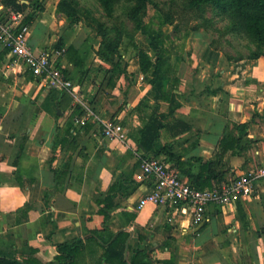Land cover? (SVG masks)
I'll return each instance as SVG.
<instances>
[{"label": "crops", "instance_id": "1", "mask_svg": "<svg viewBox=\"0 0 264 264\" xmlns=\"http://www.w3.org/2000/svg\"><path fill=\"white\" fill-rule=\"evenodd\" d=\"M56 5L57 1L53 12ZM53 12L43 9L30 25L28 41L36 52L47 50L48 44L59 38L67 43L66 38L56 34L57 22L61 26L66 18L57 15L55 19ZM1 52L2 49L0 254L16 258L33 255L42 263L52 261L57 255L54 245L84 238L90 230L102 228L103 218L95 213L98 207L94 201L111 184L121 180L125 187L115 199L118 206L111 213L110 228L113 232H129L131 238L135 229H139L147 236L140 245L149 251L152 264H264V182L255 185L251 197L238 201L241 215L234 204L222 208L212 204L206 209V220L199 225L192 223L188 207L185 214L180 212L182 207L166 209L151 205L135 211L138 200L152 189L151 182L142 177L138 163L141 154L136 149L135 136L142 122L132 111L150 89L146 82L148 75L143 83L136 84L134 98H129L132 91L129 85L122 89L123 95L118 85L112 90V98L96 94L95 119L118 120L126 131L127 141L121 144L105 139L97 124L91 131L81 133L80 148L72 159L73 170L64 181L68 186L55 193L46 205L45 193L54 186L52 168L60 167L63 160L58 140L73 102L62 103L60 108L57 102L46 101L47 89L39 80L31 78L25 68L14 65L10 56ZM247 63L244 71H175L180 81L176 93L181 107L174 116L189 124L191 131L173 140L162 131L159 144L173 143L171 153L186 162L177 172L188 184L192 182L189 176L199 170L201 163L197 159L215 158L217 142L230 123H249L247 138L256 142L240 156L222 160L225 179L245 174L264 163V57ZM130 72L127 71L128 75ZM91 74L92 78H98L102 71ZM90 89L96 88L86 84L81 89L79 84L74 85L77 93H67L72 98L78 95L80 102ZM84 103L81 105L85 107ZM53 110L59 118L53 117ZM22 128L27 140L23 155L17 158ZM54 156L55 160L50 162ZM16 176L23 178V189L16 183ZM24 205L30 207L27 214L16 213ZM131 214H135L134 221Z\"/></svg>", "mask_w": 264, "mask_h": 264}, {"label": "trees", "instance_id": "2", "mask_svg": "<svg viewBox=\"0 0 264 264\" xmlns=\"http://www.w3.org/2000/svg\"><path fill=\"white\" fill-rule=\"evenodd\" d=\"M21 1L0 0V3L15 11H25L24 23L30 26L38 14L43 11V8L39 4L40 0L29 1L28 4ZM97 2L107 18L113 17L115 9L120 3L129 4L130 7L126 12L128 20L133 24L135 31L146 38L147 50L138 48L136 50L138 73L143 77L149 76L146 82L150 89L132 109L142 122V126L137 129L135 136L136 149L141 154L138 163L141 164L143 158L152 157L172 163V166L179 171V169H183L186 162L181 161V156L171 153L172 142L160 145L159 140L162 131L168 133L172 140L191 131L189 124L174 116L176 110L181 107L176 93L180 81L176 76V69L173 67L171 59L174 56L182 59L184 42L176 37L172 40L169 34H165L160 29L161 26L172 23L168 15L159 17L158 28H154L152 24L143 20L151 0H97ZM206 8H210L229 22L226 32L243 35L255 46L256 49L249 54L245 62L263 57L264 0H186L182 4L184 13H193L197 17H202ZM56 13L70 20L67 29L72 32L80 22V9L74 0H59L56 5ZM91 23L89 26L93 28L100 39L95 55L99 61L109 65V68L101 70L104 77V88L106 91H112L121 78L127 77V65L122 59L120 48L123 39L132 40V36L121 23L120 25L106 26L95 19H91ZM54 51H62V54L56 59V67L73 86L79 85L83 79L88 77V73L91 72L86 66L88 50L81 51L71 43L66 45L62 38H59L50 49L51 53ZM6 53L7 50L3 49L1 55ZM63 64L64 66H62ZM70 69L74 71H68ZM27 73L31 78L34 77L30 70H27ZM73 78L76 83L72 81ZM93 98L95 99V95H92L89 101L84 104L85 107L78 103L71 107V113L64 123L63 134L58 140L59 152L64 154L63 160L60 167L52 168L54 186L45 193L44 202L46 205L55 193L64 191L68 186L64 181L73 170L72 159L80 148L81 133L91 131L96 124L98 129L100 127V122L95 119ZM45 100L53 104L57 102L60 108L62 103L69 105L72 101L67 91L52 88L47 89ZM87 111L91 114L86 118ZM52 115L55 119L59 118L56 110H53ZM80 119L82 121L76 123ZM248 126L249 123H230L226 126L217 142L215 158L208 161L197 159L201 164L197 173L192 177L189 176L192 178L190 186L204 191L227 181L225 179V164L221 163L222 160L228 156H240L250 147L251 143L256 142L247 138ZM21 131L22 135H20V142L17 146V158L23 155L24 144L27 140L25 130L22 128ZM80 154L81 152L78 153V155ZM55 158V156L52 157L50 162H53ZM22 179V177L16 176V183L21 189H23ZM123 187L125 184L121 180H117L108 187L105 193H101L95 199L94 202L98 207L95 213L103 218L102 228L90 230L84 238L77 237L54 245L57 255L52 261L42 263L34 259L33 255L16 258L0 254V264H152L149 251L140 245L146 240V235L142 234L139 229H135V238H131L129 232L123 230L113 232L110 228L111 213L118 206L115 199ZM131 188H135L133 184H131ZM237 204L238 201L234 205L238 214L241 215V209ZM29 210L30 207L24 205L16 213L27 214ZM131 219L134 221L135 214H131Z\"/></svg>", "mask_w": 264, "mask_h": 264}, {"label": "rangeland", "instance_id": "3", "mask_svg": "<svg viewBox=\"0 0 264 264\" xmlns=\"http://www.w3.org/2000/svg\"><path fill=\"white\" fill-rule=\"evenodd\" d=\"M56 1L57 3L59 2V0H40L39 4L44 10L48 8V11L51 10L53 12V6ZM74 1L80 9V22L73 32L67 29L70 20L66 19L64 24H60L61 26L57 22L58 33L56 34L67 39L66 45L71 43L81 51L88 50L87 64L89 67L88 71L91 72L79 84L81 89L86 84L93 85L96 89L87 91L86 97H81L80 102L76 101L74 97H70L73 102L72 105L75 103L81 104L83 101L86 104L92 95L96 96L99 93H103L106 97H113L112 91H106L105 88L101 89L104 85L103 74L98 78H92L93 75L91 73L93 71L107 69L109 65L99 61L95 55L100 39L93 31V28L89 26V23L92 24L91 19L104 23L106 26L120 25L121 23L124 29L132 36V40L124 38L120 48V54L127 65V71H131V74H127V77L118 82L117 88L120 89L119 92H122V89L124 90L125 86L129 85V88L132 89L129 98H134L137 92L136 84L144 82V77L138 73L136 49L147 50V46L146 38L135 31L133 24L126 16L130 5L124 2L120 3L115 9L113 17L107 18L97 0ZM185 1L151 0V4L148 5L143 18L146 23L158 28L159 17H164L165 15L170 17L172 23L161 26L160 29L165 34H169L172 40L176 37L184 42L182 59L175 56L171 59L176 71H244L246 64H248L245 60L256 49L255 46L243 35L226 32L229 22L210 8H206L205 12L202 13V17H197L193 13H184L182 4ZM23 14L26 15L25 11ZM52 14L56 19L57 13L53 12ZM34 34L37 35V32H34ZM54 44L55 42L48 44L47 50L44 51H50ZM242 67L244 68L242 69ZM68 71L74 70L70 69ZM72 81L76 83L74 78ZM83 82L85 83L83 84ZM120 94L123 95V92ZM114 98L118 97L115 96ZM124 100L126 101L127 99ZM120 109L123 110V107ZM99 130L101 132V125Z\"/></svg>", "mask_w": 264, "mask_h": 264}, {"label": "built area", "instance_id": "4", "mask_svg": "<svg viewBox=\"0 0 264 264\" xmlns=\"http://www.w3.org/2000/svg\"><path fill=\"white\" fill-rule=\"evenodd\" d=\"M28 4V0H22ZM23 12L15 11L0 3V49H6L14 65L30 70L44 88L73 92V84L64 78L56 67V59L62 51L33 50L28 41L30 26L24 23ZM78 101V95L73 96ZM91 112L87 111V118ZM84 117V118H85ZM82 120H77L80 123ZM101 134L105 139L124 144L127 141L126 131L118 120L100 121ZM140 170L144 180L151 182L152 189L142 196L135 211L148 205L166 209H180L185 214V207L191 209L192 223L199 225L206 220V209L215 204L219 207L246 200L254 192L255 185L264 182V163L255 169L229 178L226 182L210 189L200 191L190 186L179 176L177 170L164 160L147 157L141 159Z\"/></svg>", "mask_w": 264, "mask_h": 264}]
</instances>
